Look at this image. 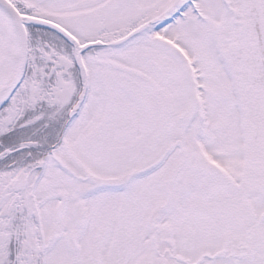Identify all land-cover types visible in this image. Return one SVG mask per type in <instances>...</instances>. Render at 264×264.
<instances>
[{"label": "snow or ice", "instance_id": "1", "mask_svg": "<svg viewBox=\"0 0 264 264\" xmlns=\"http://www.w3.org/2000/svg\"><path fill=\"white\" fill-rule=\"evenodd\" d=\"M0 264H264V0H0Z\"/></svg>", "mask_w": 264, "mask_h": 264}]
</instances>
